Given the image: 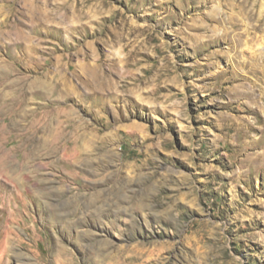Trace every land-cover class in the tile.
Here are the masks:
<instances>
[{
  "label": "rangeland",
  "instance_id": "374dc122",
  "mask_svg": "<svg viewBox=\"0 0 264 264\" xmlns=\"http://www.w3.org/2000/svg\"><path fill=\"white\" fill-rule=\"evenodd\" d=\"M263 48L253 0H0V264H264Z\"/></svg>",
  "mask_w": 264,
  "mask_h": 264
},
{
  "label": "bare ground",
  "instance_id": "6f19581e",
  "mask_svg": "<svg viewBox=\"0 0 264 264\" xmlns=\"http://www.w3.org/2000/svg\"><path fill=\"white\" fill-rule=\"evenodd\" d=\"M260 2L261 3V6L262 7H264V0H253V2ZM264 49V48H263ZM263 93V92H262ZM261 93V94H262ZM13 111V110H12ZM54 119V118H53ZM53 119L52 118H48L46 121H45V123H43V125H42V128L44 129V130H46V129H59L60 131L59 132H63V129H65L64 127H67V128H73L74 126H75V119L74 118H69V117H67L66 118V121H64L65 123H66V125L65 126H63V124H62V120L61 121H58V123L56 122V126L53 124ZM58 120V119H57Z\"/></svg>",
  "mask_w": 264,
  "mask_h": 264
}]
</instances>
